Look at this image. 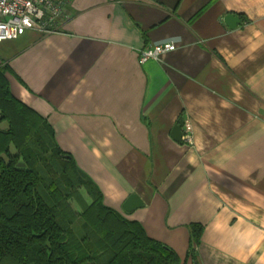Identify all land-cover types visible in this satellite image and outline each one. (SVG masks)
Here are the masks:
<instances>
[{
	"label": "crops",
	"instance_id": "1",
	"mask_svg": "<svg viewBox=\"0 0 264 264\" xmlns=\"http://www.w3.org/2000/svg\"><path fill=\"white\" fill-rule=\"evenodd\" d=\"M70 11L60 32L0 42L13 94L105 204L181 264H264V0H71ZM133 193L144 206L126 213Z\"/></svg>",
	"mask_w": 264,
	"mask_h": 264
},
{
	"label": "trees",
	"instance_id": "2",
	"mask_svg": "<svg viewBox=\"0 0 264 264\" xmlns=\"http://www.w3.org/2000/svg\"><path fill=\"white\" fill-rule=\"evenodd\" d=\"M9 72L0 67V264H180L139 221L105 204L47 120L13 94ZM200 227L191 226L190 254Z\"/></svg>",
	"mask_w": 264,
	"mask_h": 264
},
{
	"label": "built area",
	"instance_id": "3",
	"mask_svg": "<svg viewBox=\"0 0 264 264\" xmlns=\"http://www.w3.org/2000/svg\"><path fill=\"white\" fill-rule=\"evenodd\" d=\"M70 4L71 0H0V42L17 39L28 30L44 35L62 31L72 17ZM176 48L173 41L149 45L140 50L139 61L158 60ZM184 140L193 142L189 126Z\"/></svg>",
	"mask_w": 264,
	"mask_h": 264
},
{
	"label": "water",
	"instance_id": "4",
	"mask_svg": "<svg viewBox=\"0 0 264 264\" xmlns=\"http://www.w3.org/2000/svg\"><path fill=\"white\" fill-rule=\"evenodd\" d=\"M225 22L228 24V26L230 28H234L238 24L241 23V19L237 14L230 13L226 16ZM183 125H184V121L179 120L173 129L172 135H173L174 139L177 141L182 140V136H183L182 127H183ZM143 206H144V202L142 201V199L137 194L133 193L126 199L122 209L124 212L130 213L133 210H135L139 207H143Z\"/></svg>",
	"mask_w": 264,
	"mask_h": 264
},
{
	"label": "rangeland",
	"instance_id": "5",
	"mask_svg": "<svg viewBox=\"0 0 264 264\" xmlns=\"http://www.w3.org/2000/svg\"><path fill=\"white\" fill-rule=\"evenodd\" d=\"M83 191V193H84V195H85V197L86 198H89L88 196H87V194H86V192L84 191V190H82ZM73 206H74V208H76V209H80V205L78 204V202H77V200L74 198V200H73ZM181 264V263H180Z\"/></svg>",
	"mask_w": 264,
	"mask_h": 264
}]
</instances>
